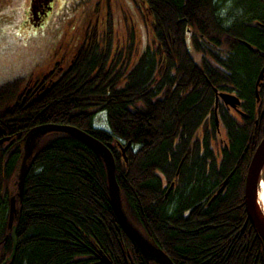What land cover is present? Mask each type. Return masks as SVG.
Returning <instances> with one entry per match:
<instances>
[{
	"label": "trees",
	"instance_id": "1",
	"mask_svg": "<svg viewBox=\"0 0 264 264\" xmlns=\"http://www.w3.org/2000/svg\"><path fill=\"white\" fill-rule=\"evenodd\" d=\"M132 1L145 22L142 51L130 35L112 58L118 42L104 27L83 43L105 49L78 55L44 92L26 98L20 79L0 85V140L8 139L0 145V264L12 251L10 197L16 245L5 264H150L114 216L101 159L69 135L38 140L18 202V142L43 124L75 127L109 149L129 221L173 264H264L243 206L247 166L264 135V75L255 98L264 0ZM29 2L27 17L49 6ZM214 91L235 95L246 117L218 103L217 129ZM101 112L106 130L93 128ZM117 143H130L126 162Z\"/></svg>",
	"mask_w": 264,
	"mask_h": 264
},
{
	"label": "rangeland",
	"instance_id": "2",
	"mask_svg": "<svg viewBox=\"0 0 264 264\" xmlns=\"http://www.w3.org/2000/svg\"><path fill=\"white\" fill-rule=\"evenodd\" d=\"M28 10V0H0V85L41 78L103 27L113 26L115 44L127 46L131 35L133 45L143 50L145 22L132 0H52L36 28L25 24ZM94 125L105 127L103 113Z\"/></svg>",
	"mask_w": 264,
	"mask_h": 264
},
{
	"label": "water",
	"instance_id": "3",
	"mask_svg": "<svg viewBox=\"0 0 264 264\" xmlns=\"http://www.w3.org/2000/svg\"><path fill=\"white\" fill-rule=\"evenodd\" d=\"M263 74L264 70L260 72L258 78L256 79L255 90H257L258 88L263 78ZM218 98H220L225 104L230 105L232 108H235L239 103L238 99L231 95H217L215 100L216 102ZM216 125H218L217 121ZM54 132L66 134L75 138L77 141L83 143L92 151H94L96 155L101 159L106 172L110 207L118 221V224L120 225L122 230L129 236V238L134 242L135 246L140 251L143 258L150 264H173L172 261L168 258V256L160 248H158L147 236H145L138 228L133 226L132 223L129 221L123 206V202L121 200L122 195L115 177L114 158L109 149L92 136L75 127L56 124L38 125L31 128L18 142V146L20 148L21 153L17 170L18 202H20L21 200L23 184L28 171V162L33 154L34 148L36 147L38 140H40L47 134ZM7 141L8 139H1L0 145ZM126 148L127 146L121 150L125 162ZM263 168L264 136L262 137L258 146L251 155L247 166L243 187L246 218L253 226L256 235L264 242V214L260 210L257 202L258 187L261 181V171ZM15 204V198L10 197L7 229L10 232L12 251L6 261L2 262V264L11 261L14 257L16 245L14 226V216L16 213ZM102 260L103 262H106L104 258Z\"/></svg>",
	"mask_w": 264,
	"mask_h": 264
},
{
	"label": "flooded vegetation",
	"instance_id": "4",
	"mask_svg": "<svg viewBox=\"0 0 264 264\" xmlns=\"http://www.w3.org/2000/svg\"><path fill=\"white\" fill-rule=\"evenodd\" d=\"M44 1L47 2V5H49V6H47V9L44 10V11H40L38 8L35 9L34 12H32L33 14H31V16L27 17L28 18V20H27L28 24L25 22V24L27 26H30L31 28L39 27L38 26L39 23H35V22L41 21V19L43 17L45 18L46 14L50 10V3H51L52 0H44ZM28 2H29V0H28ZM29 7H30V2H29ZM39 13H40L42 18L37 15ZM30 21L33 24L30 25L29 24ZM40 24H41V22H40ZM98 32L96 33L97 37L99 35ZM112 43L113 42H111V44ZM84 45L85 46L87 45L86 47H88V45H90V46H89V48H85ZM94 45L99 46L98 50L95 49L96 47L94 48L92 42H90V43H86V42L83 43L82 42L81 45L77 46L76 50L69 57H64L61 60H58V62L55 63L48 71H46L41 78H39V79H29L28 80V84H26V87H24V89L27 90L25 92V97L26 98H30L33 95L36 96V95L40 94L41 92H44L45 90H47V88L49 89V86L56 79H59V78L63 77L70 70V68L72 67V65L74 63V60L76 59V57L78 55H82L83 56L84 54L89 53L93 49L95 50L96 54L101 53L105 49L107 43L97 41V42L94 43ZM110 48H111V52L110 53H111V57H112L114 55L113 52H114V49H115V43H113V45H111ZM119 50L123 51V46L121 44H120V49ZM66 58H68V59H66ZM126 60H127V58L123 56L122 57V61L120 63L121 64H125ZM109 69H110V65L107 67V71ZM96 70H98V68ZM24 101H25V98L22 100V102H24ZM238 102H239L238 105L235 108H232L230 105L225 104L219 98V101H217V105H218V103L222 104V106L227 110L228 113L234 114V115H236L238 117L245 118L246 115L241 112L242 111V107H243L242 106V101L238 99ZM244 107H245V111L244 112L247 114V111H250V110L247 108V106H244ZM254 110H256V106H255ZM263 110H264V108L260 107V113L261 114H262ZM217 117L219 118L218 113H217ZM213 118H214V113H213Z\"/></svg>",
	"mask_w": 264,
	"mask_h": 264
},
{
	"label": "bare ground",
	"instance_id": "5",
	"mask_svg": "<svg viewBox=\"0 0 264 264\" xmlns=\"http://www.w3.org/2000/svg\"><path fill=\"white\" fill-rule=\"evenodd\" d=\"M262 70H264V66H263V68L260 70V72L262 71ZM260 72H259V74H260ZM258 74V75H259ZM264 75V74H263ZM258 78V77H257ZM214 93H215V96H214V101L216 100V97H217V95L219 96V95H221V94H226V95H231V96H234L235 98H237L235 95H233V94H229V93H218V92H216V91H214ZM255 98H256V100H258V94H257V91L255 90ZM238 99V98H237ZM217 101H219V98H218V100ZM213 113H214V122H215V126H216V128L218 129L219 128V119H218V117H217V102L215 101L214 102V108H213ZM101 113H103V112H101ZM101 113H99V114H101ZM99 114H97V115H99ZM104 114V113H103ZM96 118V117H95ZM104 120H105V114H104ZM216 121H217V124L218 125H216ZM93 128H95V129H97L96 127H95V125H94V121H93ZM107 129V125L105 126V129L104 130H106ZM29 131V130H28ZM27 131V132H28ZM26 132V133H27ZM25 133V134H26ZM24 134V135H25ZM264 136V135H263ZM262 136V137H263ZM24 136H22V138H23ZM21 138V139H22ZM262 139V138H261ZM261 139H260V141H261ZM259 141V142H260ZM259 142H258V144H259ZM102 144V143H101ZM258 144L256 145V147L258 146ZM117 146H118V148H119V150H120V152H121V155H122V149L123 148H125L126 146H127V148H126V150H125V153H126V151H127V149L128 148H130V143H127V144H125L124 146H122L120 143H117ZM256 147H255V149H256ZM107 148V147H106ZM35 149V148H34ZM254 149V150H255ZM251 158V157H250ZM246 174V173H245ZM261 181H260V184H259V187H258V195H257V202H258V206H259V208H260V210L262 211V213L264 214V179H263V176H264V168L262 169V171H261ZM245 178V177H244ZM225 184H226V179L222 182V185H221V187L217 190V192H216V194L214 195V196H212V198H214L218 193H220L222 190H223V188H224V186H225ZM16 187H17V183H16ZM243 187H244V183H243ZM169 188H171V187H169ZM168 188V190H167V192L166 193H168L169 191H170V189ZM107 191H108V186H107ZM166 195V194H165ZM108 196H109V193H108ZM16 200V199H15ZM243 206H244V195H243ZM16 209V208H15ZM244 210H245V207H244ZM8 216H9V211H8ZM245 216H246V213H245ZM246 220H247V218H246ZM248 221V220H247ZM249 222V221H248ZM250 223V222H249ZM251 225V224H250ZM120 226V225H119ZM252 226V225H251ZM253 227V226H252ZM122 229V228H121ZM254 229V228H253ZM255 232V231H254ZM126 234V233H125ZM256 234V233H255ZM127 235V234H126ZM257 236V235H256ZM127 237L129 238V236L127 235ZM258 237V236H257ZM259 238V237H258ZM130 239V238H129ZM260 239V238H259ZM131 240V239H130ZM261 240V239H260ZM132 241V240H131ZM262 241V240H261ZM133 242V241H132ZM263 242V241H262ZM134 243V242H133ZM264 243V242H263ZM103 258H101L100 257V260L103 262V260H102ZM103 263H106V264H110L109 262H103Z\"/></svg>",
	"mask_w": 264,
	"mask_h": 264
}]
</instances>
